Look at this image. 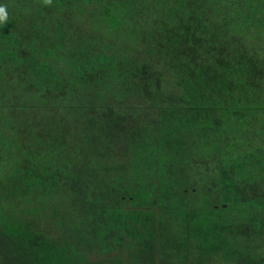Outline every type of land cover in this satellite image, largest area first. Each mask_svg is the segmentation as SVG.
Wrapping results in <instances>:
<instances>
[{
    "label": "trees",
    "instance_id": "16d2710c",
    "mask_svg": "<svg viewBox=\"0 0 264 264\" xmlns=\"http://www.w3.org/2000/svg\"><path fill=\"white\" fill-rule=\"evenodd\" d=\"M0 5V264H264V0Z\"/></svg>",
    "mask_w": 264,
    "mask_h": 264
},
{
    "label": "clouds",
    "instance_id": "9594fccd",
    "mask_svg": "<svg viewBox=\"0 0 264 264\" xmlns=\"http://www.w3.org/2000/svg\"><path fill=\"white\" fill-rule=\"evenodd\" d=\"M45 5H51L52 0H43ZM8 19V12L5 6L0 5V24H5Z\"/></svg>",
    "mask_w": 264,
    "mask_h": 264
},
{
    "label": "rangeland",
    "instance_id": "374dc122",
    "mask_svg": "<svg viewBox=\"0 0 264 264\" xmlns=\"http://www.w3.org/2000/svg\"><path fill=\"white\" fill-rule=\"evenodd\" d=\"M221 136H222V135H221ZM221 136H220V137H221ZM220 137H219V138H220ZM235 141L242 142L241 139H240V140H235ZM257 168H259V167H257ZM193 181H194L195 183L199 184V185L201 184V182H200L198 179H196V178H193ZM184 264H197V263H195L194 260L191 259V260H189V261H184ZM218 264H222V263H218ZM224 264H225V263H224Z\"/></svg>",
    "mask_w": 264,
    "mask_h": 264
}]
</instances>
